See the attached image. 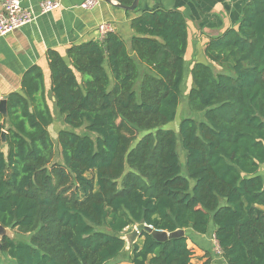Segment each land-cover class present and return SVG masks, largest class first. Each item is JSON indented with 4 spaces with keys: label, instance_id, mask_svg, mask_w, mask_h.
<instances>
[{
    "label": "trees",
    "instance_id": "1",
    "mask_svg": "<svg viewBox=\"0 0 264 264\" xmlns=\"http://www.w3.org/2000/svg\"><path fill=\"white\" fill-rule=\"evenodd\" d=\"M131 26L129 43L113 30L66 57L48 51L67 125L56 139L39 66L7 95L0 223L29 236L0 239V264H210L188 242L211 227L221 264H264V0L207 43L210 63L194 64L187 94L203 119L184 117L178 131L169 126L186 78V19L142 9ZM142 220L185 235L159 241L143 229L128 243Z\"/></svg>",
    "mask_w": 264,
    "mask_h": 264
},
{
    "label": "crops",
    "instance_id": "2",
    "mask_svg": "<svg viewBox=\"0 0 264 264\" xmlns=\"http://www.w3.org/2000/svg\"><path fill=\"white\" fill-rule=\"evenodd\" d=\"M3 1L0 0V12ZM40 1H23L24 7L37 13L34 22L0 37V99L6 98L11 92L20 91L25 72L33 66H39L45 75L51 107L50 100L54 101V98L47 59L49 50H56L66 57V50L72 44L100 39L98 26L102 22H110L114 30L129 43L134 34L131 21L142 9L178 10L184 15L187 24L185 73L192 83L190 76L194 64L210 63L205 54L207 43L228 28H236L242 18L243 8L250 0H140L139 9L134 11L116 5V2L131 5L134 0H100L92 9L81 8L83 0H61L60 8L44 14L40 13ZM197 239L204 249L209 248L207 235H199ZM211 264H221V261L217 258Z\"/></svg>",
    "mask_w": 264,
    "mask_h": 264
},
{
    "label": "rangeland",
    "instance_id": "3",
    "mask_svg": "<svg viewBox=\"0 0 264 264\" xmlns=\"http://www.w3.org/2000/svg\"><path fill=\"white\" fill-rule=\"evenodd\" d=\"M189 73V71H187ZM187 73V74H188ZM191 78V76H190ZM192 81V78H191ZM191 87V83L188 79V76L185 78L183 86H182V98H181V104L179 106L178 109V114L176 119L171 123V125L169 126V128H172L176 131H178L179 128V124L181 122V120L184 117H195L199 120L203 119V114L204 112H197L195 110H193L190 105L187 103V94L189 91V88ZM50 104H51V108L53 111V115H54V121L50 127V132L53 136L54 139L57 138L58 132L63 129V128H67V125L64 122L63 116L61 114H59V112L57 111V109L55 108V103L54 101L51 99L50 100ZM78 132H84L83 129L78 130ZM56 150L59 156V145L56 143ZM181 151V149H180ZM183 161H185V155H183L182 157ZM261 172H264V165L261 167ZM137 226V225H136ZM136 226L133 227V229L131 231L128 232V235L125 236L126 240L128 241V236L136 229ZM9 235L16 239V240H26L28 239V234H23L17 230H13L11 228H9ZM198 236L194 235V240H191L188 242V244L194 249V261H199V262H203L204 260H211V263L214 261V259H217L218 257H216L218 254L216 247H215V240H214V235H213V227H211L210 232L207 234V238H208V243H209V250H211L212 253H209L210 251H206V249H204V247H202L199 242H197L196 240ZM138 239V238H137ZM128 243H130L128 241ZM214 256V257H213ZM122 261H118L116 262V264H125V260L124 257H122L121 259ZM210 263V264H211ZM1 264H8V261L5 259L4 256H2V263ZM115 264V263H112Z\"/></svg>",
    "mask_w": 264,
    "mask_h": 264
},
{
    "label": "built area",
    "instance_id": "4",
    "mask_svg": "<svg viewBox=\"0 0 264 264\" xmlns=\"http://www.w3.org/2000/svg\"><path fill=\"white\" fill-rule=\"evenodd\" d=\"M24 0H4L3 8L0 12V37L21 28L22 26L34 22L37 18V13L31 9L23 6ZM231 2L232 0H225ZM100 0H83L81 8L92 9L99 4ZM62 6L61 0H41L39 3L40 13H49ZM99 38L103 39L109 32L113 31L114 27L110 22H102L98 26ZM215 247L219 253L221 249L217 240L215 239Z\"/></svg>",
    "mask_w": 264,
    "mask_h": 264
},
{
    "label": "water",
    "instance_id": "5",
    "mask_svg": "<svg viewBox=\"0 0 264 264\" xmlns=\"http://www.w3.org/2000/svg\"><path fill=\"white\" fill-rule=\"evenodd\" d=\"M108 2H114L115 0H105ZM139 1L140 0H134L131 5H125L120 2H116V5H118L121 8H124L126 10H131L134 11L139 7ZM0 111L3 112V114L7 115V101L6 98L0 99ZM5 133H3V140L5 141ZM145 229L148 232H150L153 237L158 239L159 241H167L173 238L177 237H182L185 235V230L184 229H179L173 232H168L165 230H159V229H154L151 225H148L144 222V220L141 221L139 225L136 226V229L128 236V241L132 243L135 241L141 234V231ZM11 237L9 235V228L5 227L0 223V239L3 237Z\"/></svg>",
    "mask_w": 264,
    "mask_h": 264
}]
</instances>
